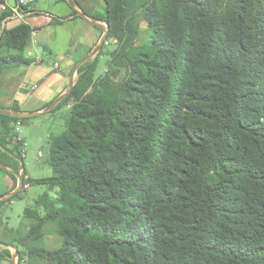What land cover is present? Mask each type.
I'll list each match as a JSON object with an SVG mask.
<instances>
[{
	"label": "trees",
	"instance_id": "obj_1",
	"mask_svg": "<svg viewBox=\"0 0 264 264\" xmlns=\"http://www.w3.org/2000/svg\"><path fill=\"white\" fill-rule=\"evenodd\" d=\"M83 13L107 24L109 70L126 74L78 67L52 109L72 101L49 177H25L15 128L28 118L0 113V169L22 178L6 201L25 183L48 188L24 209L26 234L0 241L19 262L264 264V0H103ZM31 33L3 30L0 72L37 62L23 55ZM48 223L54 249L41 245Z\"/></svg>",
	"mask_w": 264,
	"mask_h": 264
},
{
	"label": "crops",
	"instance_id": "obj_2",
	"mask_svg": "<svg viewBox=\"0 0 264 264\" xmlns=\"http://www.w3.org/2000/svg\"><path fill=\"white\" fill-rule=\"evenodd\" d=\"M16 1L0 0V4L5 3L10 6ZM93 2L96 4L93 5ZM97 3L99 4L95 0H76V4L74 0L72 3L68 0H34L29 5L27 14L24 15V22L32 28V33L23 55L37 62L9 67L0 72L1 108L12 110V107L17 105L20 112H37L33 119L46 113L55 115L59 111L70 109L72 104L68 101L59 109L52 111L53 107L45 111L50 102L66 92L71 80L75 82L77 76V71L74 70L75 65L95 47L102 35L104 25L106 26L105 22L99 20L95 23L85 17L87 15L80 14L83 10L89 14H101L96 11ZM99 6L102 8L100 4ZM3 14L0 8V17ZM55 18L62 21L55 22ZM20 23L18 19L2 17L0 35L3 30L14 28ZM21 125L17 122L15 130L18 133L17 139L24 140L19 128ZM24 155L26 158V154ZM25 172L26 178H34L26 166ZM31 186L29 184L25 191ZM15 188L11 177L0 169V202L7 200L1 199L2 195ZM55 192L56 190L51 191L50 195L55 196ZM36 199L37 197L34 201ZM6 203L14 204V200L0 205ZM23 225L27 232L28 224ZM5 228L13 230L0 217V231ZM5 248L9 249L10 255L1 257L0 264H15L18 261L17 251L12 247L0 245V251Z\"/></svg>",
	"mask_w": 264,
	"mask_h": 264
},
{
	"label": "rangeland",
	"instance_id": "obj_3",
	"mask_svg": "<svg viewBox=\"0 0 264 264\" xmlns=\"http://www.w3.org/2000/svg\"><path fill=\"white\" fill-rule=\"evenodd\" d=\"M98 1L102 8H99L97 12L103 13V0ZM96 2H93L95 5ZM105 26V25H104ZM144 26V23H142ZM105 28V27H104ZM103 33V32H102ZM115 48L114 41H104L102 48L100 49V54H95L89 60H96V66L94 74L96 77L109 74L115 81L123 79L126 72L124 69L119 70H109L108 61L109 53ZM77 78V76H76ZM76 80V79H75ZM66 104V103H65ZM72 104V101H70ZM1 108V107H0ZM69 110L64 109L58 113H46L38 118L34 117L28 118V120L23 123L19 128L21 129V135L25 140L24 163L26 169L30 171L32 177H49L52 174V169L48 163L50 143L49 135L57 136L65 128V120L68 116ZM25 156V155H24ZM27 162V165H26ZM25 189V188H24ZM47 191L46 185H32L29 190H24L21 192L20 196L14 198V204L8 205V203L0 205V217L7 222L9 228H13L14 232L8 229H2L0 231V238L4 240H9L11 237H16L18 233L20 236L26 234L23 224H28V220L24 216V209L28 206H33L34 199L38 197L43 192ZM43 213V211L41 210ZM53 224L48 223L45 225V236L41 241V245L48 249H54L61 245V240L53 232ZM17 231L18 233H16ZM16 264H45L41 259H30L27 255L23 259L16 262Z\"/></svg>",
	"mask_w": 264,
	"mask_h": 264
},
{
	"label": "water",
	"instance_id": "obj_4",
	"mask_svg": "<svg viewBox=\"0 0 264 264\" xmlns=\"http://www.w3.org/2000/svg\"><path fill=\"white\" fill-rule=\"evenodd\" d=\"M69 2L72 3V0H68ZM81 15L85 16L86 14H84L83 12L80 13ZM87 17L90 21L97 23V21L95 18L91 17V16H85ZM105 28L103 29V33L99 39V41L97 42V44L95 45V47L88 53L86 54L79 62H77V64L75 65L74 70L77 71L78 67L83 64L85 61L89 60L91 57H93L95 54L98 53V51L102 48V45L104 44V41L106 39V35H107V24L106 26H104ZM74 85L73 80L70 81L69 87L66 90V92H64L63 94H61L60 96H58L56 99H54L52 102H50V104H48V106L45 108V111L50 110L51 108H53L61 99H63L71 90L72 86ZM0 113L1 114H6V115H10V116H15V117H33L37 114V112H19V111H14V110H8V109H4V108H0ZM23 166V164H21V167ZM17 185L16 188L11 191L8 192L7 194L2 195L1 199H8L10 197H12L14 195V193H16L21 185H22V178H21V170L17 173ZM0 245L3 246H8V247H12L16 250V248L14 246L8 245L2 241H0ZM16 264V263H15Z\"/></svg>",
	"mask_w": 264,
	"mask_h": 264
},
{
	"label": "built area",
	"instance_id": "obj_5",
	"mask_svg": "<svg viewBox=\"0 0 264 264\" xmlns=\"http://www.w3.org/2000/svg\"><path fill=\"white\" fill-rule=\"evenodd\" d=\"M32 2H34V0H17L15 4L10 6L8 4L1 3L0 8L2 11H6V10L11 11V14L8 15L7 17L15 18L20 20L21 22H24V15L27 14V9L29 8V5ZM28 186H29L28 183L24 184V188H27Z\"/></svg>",
	"mask_w": 264,
	"mask_h": 264
}]
</instances>
